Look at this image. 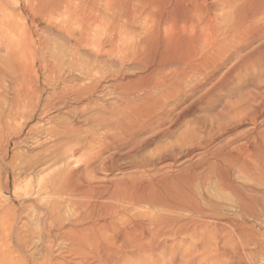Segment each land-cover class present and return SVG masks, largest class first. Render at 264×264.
<instances>
[{
  "label": "bare ground",
  "instance_id": "obj_1",
  "mask_svg": "<svg viewBox=\"0 0 264 264\" xmlns=\"http://www.w3.org/2000/svg\"><path fill=\"white\" fill-rule=\"evenodd\" d=\"M0 180V264H264V0H0Z\"/></svg>",
  "mask_w": 264,
  "mask_h": 264
},
{
  "label": "rangeland",
  "instance_id": "obj_2",
  "mask_svg": "<svg viewBox=\"0 0 264 264\" xmlns=\"http://www.w3.org/2000/svg\"><path fill=\"white\" fill-rule=\"evenodd\" d=\"M27 10L26 9H23L22 10V13L23 14H26L27 12H26ZM15 13H17V12H19V11H14ZM39 28L41 29H43L44 27H43V25L41 24L40 26H39ZM41 29V30H42ZM45 32H47V33H49V34H51L52 36H54L55 38H56V35H55V33H51V32H49L46 28L45 29H43ZM59 38L57 37L56 38V42H52L53 43V46H57L56 48L58 49V52L57 51H55L54 52V54L56 53V54H61L63 51H64V49H65V45H63L64 44V41H62L61 39H59ZM61 41V42H60ZM60 43H62V44H60ZM55 44V45H54ZM61 48V49H60ZM85 59H88V54L86 53L85 54ZM228 66H229V64H227ZM228 66H226V67H228ZM200 114V115H199ZM200 116V117H199ZM192 118V119H191ZM193 120V121H192ZM190 121V122H189ZM194 121H198V122H200V123H202V115H201V113H199V112H197V113H195V115H192V116H190V118L188 117V119L186 118L185 120H183V121H181L180 123H179V125L177 126V128L176 129H174V131H172L171 133H169V134H166L164 137H160V139L158 138V139H156V140H154V141H151V142H149V143H147L146 145H144L141 149H138L137 151H135L134 153H132V155L129 157V160L131 159V161H133V160H146L147 159V157L148 156H150V154H152V152L150 151V150H152V151H156V149H158V147H162V145L164 146V145H166L167 143H172L173 141H174V139L176 138V136L183 130V129H185L187 126H191V125H193V123H194ZM192 122V123H191ZM189 126V127H190ZM182 129V130H181ZM177 131V132H176ZM173 135H175L174 137H173ZM171 137H173V138H171ZM172 141V142H171ZM246 141H249V142H251V139L250 138H248ZM166 142V143H165ZM161 145V146H160ZM154 151V152H155ZM148 153H150V154H148ZM15 156H13V164L12 165H14V166H17V165H19L20 163H22L23 161H24V159H25V156H24V153H22L21 151L19 152H17V153H15L14 154ZM20 155V156H19ZM133 155H135V156H133ZM18 156V157H17ZM139 156V157H138ZM142 157V158H141ZM191 161H192V159H191ZM237 171H233V175H236V176H234V178L236 179V180H238V181H240V182H242L243 181V179L241 178V175H239L238 174V172L236 173ZM12 176L13 175H11L10 174V179H9V183L11 184V180H12ZM198 184V185H197ZM197 184L195 185V187H197V188H195V190H196V193L198 194V195H209V194H212V193H214L216 196H219V197H221V196H224V193L222 194V192L221 191H219V190H217V189H215L214 188V186L210 183V182H204V183H202V182H197ZM3 188H4V186H3V183H2V180H0V189H2L3 190ZM211 188V189H210ZM214 189V190H213ZM218 193H219V195H218ZM259 196H261V199L264 201V192H260L259 193ZM30 201V202H29ZM33 200H27V201H24V203H23V206L22 207H20V209H19V211L21 212V218H20V220H21V222H20V225L23 227V231L25 232V234H27V239H28V241H27V253H33V254H35L34 252H35V246L33 245L34 244V242H35V240L39 237V227H40V225H41V222H40V220H37L36 219V215H35V212H38L40 209L36 206V204H35V202H32ZM25 225V226H24ZM26 229H29V231H30V233H31V235L29 236V233L27 232V230ZM30 251V252H29ZM30 253V254H31ZM258 257V258H257ZM222 259H224V260H222ZM255 259V260H254ZM257 259V260H256ZM215 260H217V261H215ZM251 260V259H250ZM252 260H254V261H259L260 260V255H254V257H253V259ZM251 260V261H252ZM214 262H217V263H214ZM212 263L213 264H225L226 263V259L224 258V257H221V259H220V257H217L216 259H213V261H212Z\"/></svg>",
  "mask_w": 264,
  "mask_h": 264
}]
</instances>
